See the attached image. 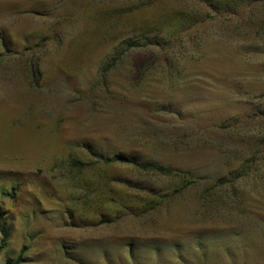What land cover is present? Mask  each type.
Listing matches in <instances>:
<instances>
[{
    "label": "rangeland",
    "instance_id": "374dc122",
    "mask_svg": "<svg viewBox=\"0 0 264 264\" xmlns=\"http://www.w3.org/2000/svg\"><path fill=\"white\" fill-rule=\"evenodd\" d=\"M232 2L0 0V264H264V0Z\"/></svg>",
    "mask_w": 264,
    "mask_h": 264
},
{
    "label": "trees",
    "instance_id": "16d2710c",
    "mask_svg": "<svg viewBox=\"0 0 264 264\" xmlns=\"http://www.w3.org/2000/svg\"><path fill=\"white\" fill-rule=\"evenodd\" d=\"M202 2H206L207 5H209L212 9L217 10L219 7L222 8H229L231 7L233 4L232 0H200ZM3 39V38H2ZM121 57V55H117L115 58H113L111 64H109V66H106V70H111L114 65L119 61L118 59ZM113 63H115L113 65ZM121 158V157H120ZM122 159V158H121ZM128 162L134 164V165H141L140 163H138L137 159H131V160H127ZM80 163V161H75L73 164L74 165H78ZM141 167L143 168H154L156 170L159 171H166V172H171L170 169L164 168L162 165H159L157 163H148V164H144ZM0 231L2 233V237L0 239V252L2 251V249L6 246V241H7V230L1 226V216H0ZM25 248H23L19 254V256L15 259H9L7 260V262L5 264H19L22 261V257H23V253H24Z\"/></svg>",
    "mask_w": 264,
    "mask_h": 264
},
{
    "label": "crops",
    "instance_id": "0c3cea01",
    "mask_svg": "<svg viewBox=\"0 0 264 264\" xmlns=\"http://www.w3.org/2000/svg\"><path fill=\"white\" fill-rule=\"evenodd\" d=\"M4 46H5L6 50L9 51V50H8V46H6L5 44H4Z\"/></svg>",
    "mask_w": 264,
    "mask_h": 264
}]
</instances>
